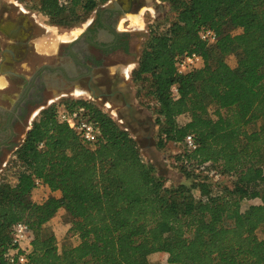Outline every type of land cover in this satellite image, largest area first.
Segmentation results:
<instances>
[{
  "label": "trees",
  "instance_id": "16d2710c",
  "mask_svg": "<svg viewBox=\"0 0 264 264\" xmlns=\"http://www.w3.org/2000/svg\"><path fill=\"white\" fill-rule=\"evenodd\" d=\"M107 1L37 0L34 8L72 26ZM169 1L172 19L153 27L133 75L155 115L158 146L193 135L196 148L177 154L190 184L167 186L137 140L95 103L65 100L99 125L94 144L49 106L14 152L16 181L0 180V264H152L155 252L168 264H264V202L242 208L264 190V0ZM204 27L217 32L214 44L200 38ZM192 52L204 65L180 74L177 58ZM36 179L60 196L34 201ZM61 208L75 244L60 246L48 226ZM18 222L33 238L25 261L10 262Z\"/></svg>",
  "mask_w": 264,
  "mask_h": 264
},
{
  "label": "flooded vegetation",
  "instance_id": "af4514ba",
  "mask_svg": "<svg viewBox=\"0 0 264 264\" xmlns=\"http://www.w3.org/2000/svg\"><path fill=\"white\" fill-rule=\"evenodd\" d=\"M160 2L109 0L96 8L92 20L76 36L66 40L64 34L59 35L54 49L47 52L37 49L36 43L43 36L35 35L24 19L18 31L0 25V38L8 41L0 47V76L6 74L8 86L14 89L10 105H0V172L4 161L19 147L28 125L54 102L87 96L112 108L119 119L136 121L133 70L159 22L155 19L136 26L129 14H140L144 7L150 10L149 6L167 7ZM30 55L37 60L29 61ZM22 66L29 74L19 72ZM6 87L0 78V98Z\"/></svg>",
  "mask_w": 264,
  "mask_h": 264
},
{
  "label": "rangeland",
  "instance_id": "374dc122",
  "mask_svg": "<svg viewBox=\"0 0 264 264\" xmlns=\"http://www.w3.org/2000/svg\"><path fill=\"white\" fill-rule=\"evenodd\" d=\"M37 0H0V25H8L12 27L15 31L21 30L20 23L22 19H24L27 25H30L31 29L33 30L34 34L37 36H45V38H49L48 40H52L56 37L54 33H59L60 36L64 34V39H72L76 36L81 29H84L87 24L92 20L94 11L89 14L87 19L84 22H79L73 24L72 26H57L53 24L48 17L40 13L34 5ZM160 5H167V7H159L153 9L152 7L150 10H147V7H144L139 13H130L129 17L132 19V24L136 26L143 27L144 23H148L149 21H153L157 19L159 22L157 25H165L172 19L173 12L171 9V3L169 0H161ZM108 2V1H107ZM126 4L129 3V0H124ZM165 8V9H164ZM137 12V11H134ZM167 12V16H164ZM167 17L165 20L164 18ZM153 26V27H154ZM30 29V30H31ZM58 41V40H57ZM7 43L4 38H0V47L3 46V43ZM56 42V41H55ZM146 46V43H145ZM144 46V48H145ZM47 49L45 47H40ZM31 54V53H30ZM29 61H35L37 58L34 55H30ZM228 63L235 67L237 65V58L235 54L230 55L227 59ZM39 63V61H38ZM136 66L134 69H136ZM19 72L29 74L30 70L26 67L22 66L19 67ZM134 71V70H133ZM134 77V75H133ZM1 79L5 80L6 88L1 91L3 93V97L0 98V105L1 106H8L12 99L14 98L13 95V86L10 84L8 86V82L6 81L7 76L1 75ZM135 80V79H134ZM137 82L135 81V91L137 93V101L133 104L136 108V121L135 120H127V119H119L114 113H112V108H109L101 103H96L87 96L76 95L70 97L68 99H83L88 100L99 107H101L105 112L109 113L114 117V119L124 127L138 142L140 153L142 154L145 161L154 163L157 167L158 175L162 176L167 186H177L182 183L190 184L185 176L179 170L180 162L177 159V154L182 152L185 148L183 143H173L167 142L163 147L158 146V126L155 122V115L153 110L148 108L145 104V99L139 95ZM67 99V98H66ZM38 117V116H37ZM35 120V119H34ZM33 120V121H34ZM178 121L181 124H184L188 121L187 115H181L178 118ZM33 123V122H32ZM32 125V124H31ZM28 125L26 131L31 127ZM25 131V132H26ZM25 138V133L21 138V142ZM21 144V143H20ZM15 152V151H14ZM14 153L4 161L2 170L0 172V180L1 179H8L12 182L16 181L15 176V169H13V162ZM7 161L6 165L5 162ZM223 181L224 183L230 184V178L228 177H216L215 181ZM217 183V182H215ZM50 195H55L50 193L49 187L44 185L43 183L37 185V188L32 193V199L36 202H42ZM59 197V196H58ZM264 202V190L262 191V196L256 199H247L242 202L243 210H246L250 205L253 204H262ZM50 229L55 233L58 243L60 246L63 244H75L78 239L76 236L72 235L69 231L71 226V215L65 209L61 208L58 213L54 216V218L50 221L49 225ZM258 234L260 237H263V227L258 230ZM148 259L152 264H168L167 263V254L164 252H155L148 254Z\"/></svg>",
  "mask_w": 264,
  "mask_h": 264
},
{
  "label": "built area",
  "instance_id": "2783aa9c",
  "mask_svg": "<svg viewBox=\"0 0 264 264\" xmlns=\"http://www.w3.org/2000/svg\"><path fill=\"white\" fill-rule=\"evenodd\" d=\"M199 36L208 44H214L218 39L217 32L209 27L202 28ZM203 65L204 59L202 55L197 52L180 55L176 60V68L180 74H186L194 69L202 67ZM172 90L174 96L178 97L177 87L174 86ZM52 105H55L56 107V118L59 122L65 123L70 128L75 130L85 142L94 144L97 141L99 135V125L90 119L89 114L84 108H70L65 100L54 102L45 108ZM41 146H43V143ZM185 147L189 150L196 148L195 139L192 134L186 136ZM42 183L41 179H36L37 185ZM32 238L33 232L27 223H16L13 227V244L15 245V248L9 250L7 253V259L10 262H24L26 255L29 253Z\"/></svg>",
  "mask_w": 264,
  "mask_h": 264
},
{
  "label": "crops",
  "instance_id": "0c3cea01",
  "mask_svg": "<svg viewBox=\"0 0 264 264\" xmlns=\"http://www.w3.org/2000/svg\"><path fill=\"white\" fill-rule=\"evenodd\" d=\"M55 34V38L53 39V41L50 39L48 40L47 38L44 39L45 36H43L36 44H37V49L39 51H42V52H47V51H51L52 49H54L55 45L58 43L57 40L58 37H59V33H54ZM56 41V42H55ZM40 47H45L47 49H44V48H40ZM47 50V51H46ZM50 193H53L50 189H49ZM53 194H55L56 196H60V192H54Z\"/></svg>",
  "mask_w": 264,
  "mask_h": 264
}]
</instances>
